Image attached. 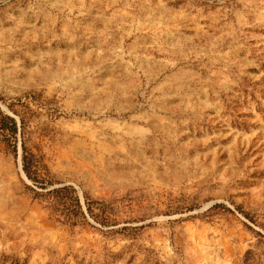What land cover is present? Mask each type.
<instances>
[{"label": "rangeland", "instance_id": "1", "mask_svg": "<svg viewBox=\"0 0 264 264\" xmlns=\"http://www.w3.org/2000/svg\"><path fill=\"white\" fill-rule=\"evenodd\" d=\"M18 100L51 179L143 228L55 222L0 146V264H264V0H0Z\"/></svg>", "mask_w": 264, "mask_h": 264}, {"label": "trees", "instance_id": "2", "mask_svg": "<svg viewBox=\"0 0 264 264\" xmlns=\"http://www.w3.org/2000/svg\"><path fill=\"white\" fill-rule=\"evenodd\" d=\"M33 113L28 104H21L19 100L17 103H7L5 109L0 105V146L14 159L20 157L21 170L32 183L31 191L36 199L45 204V208L52 214L51 218L62 225L76 227L90 225L86 219L89 217L98 225H90L95 230L108 229L107 233L124 236L129 230L139 231L143 228H115L120 220L110 203L93 200L84 195L82 204L73 186L51 179L40 148L32 142L29 122ZM59 184L60 186L56 187ZM216 207L229 211L222 205Z\"/></svg>", "mask_w": 264, "mask_h": 264}]
</instances>
